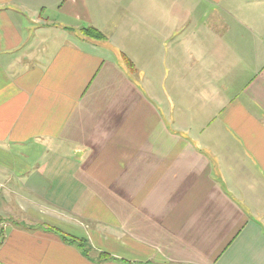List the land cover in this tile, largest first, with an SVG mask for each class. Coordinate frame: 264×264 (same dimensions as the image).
<instances>
[{
  "label": "crops",
  "instance_id": "obj_1",
  "mask_svg": "<svg viewBox=\"0 0 264 264\" xmlns=\"http://www.w3.org/2000/svg\"><path fill=\"white\" fill-rule=\"evenodd\" d=\"M0 264H264V0H0Z\"/></svg>",
  "mask_w": 264,
  "mask_h": 264
},
{
  "label": "trees",
  "instance_id": "obj_2",
  "mask_svg": "<svg viewBox=\"0 0 264 264\" xmlns=\"http://www.w3.org/2000/svg\"><path fill=\"white\" fill-rule=\"evenodd\" d=\"M82 34L85 36V37H88V38H91V39H97V40H100L103 38V35L95 30V29H92V28H85L82 30ZM65 241L67 242H70V243H79V246L80 247H84V241L80 240V241H77L75 240L74 238H66V237H63ZM102 257H105V256H102Z\"/></svg>",
  "mask_w": 264,
  "mask_h": 264
},
{
  "label": "rangeland",
  "instance_id": "obj_3",
  "mask_svg": "<svg viewBox=\"0 0 264 264\" xmlns=\"http://www.w3.org/2000/svg\"><path fill=\"white\" fill-rule=\"evenodd\" d=\"M78 34H80V35H81V34H82V30H80V31L78 32ZM82 35H83V34H82ZM83 36H84V35H83Z\"/></svg>",
  "mask_w": 264,
  "mask_h": 264
}]
</instances>
